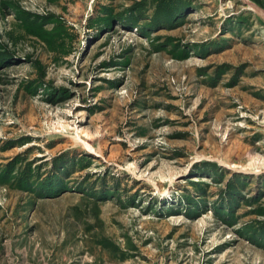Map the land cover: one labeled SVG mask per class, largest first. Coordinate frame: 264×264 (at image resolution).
I'll return each mask as SVG.
<instances>
[{
    "label": "rangeland",
    "instance_id": "rangeland-1",
    "mask_svg": "<svg viewBox=\"0 0 264 264\" xmlns=\"http://www.w3.org/2000/svg\"><path fill=\"white\" fill-rule=\"evenodd\" d=\"M0 264H264V0H0Z\"/></svg>",
    "mask_w": 264,
    "mask_h": 264
}]
</instances>
